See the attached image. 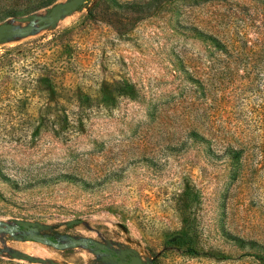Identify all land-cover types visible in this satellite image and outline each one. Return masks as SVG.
Here are the masks:
<instances>
[{"label": "rangeland", "instance_id": "374dc122", "mask_svg": "<svg viewBox=\"0 0 264 264\" xmlns=\"http://www.w3.org/2000/svg\"><path fill=\"white\" fill-rule=\"evenodd\" d=\"M64 1L0 0V23L19 30ZM25 43L32 57L19 67L44 65L54 90L37 86L24 110L55 124L67 115V132L51 124L32 137L0 117L1 260L117 264L107 256L133 250L155 264H262L264 0H86L8 34L0 54ZM200 126H226L241 160L208 152ZM185 182L200 195L196 255L163 243L182 226ZM17 219L46 240H25Z\"/></svg>", "mask_w": 264, "mask_h": 264}, {"label": "trees", "instance_id": "16d2710c", "mask_svg": "<svg viewBox=\"0 0 264 264\" xmlns=\"http://www.w3.org/2000/svg\"><path fill=\"white\" fill-rule=\"evenodd\" d=\"M32 45L19 44L14 47L6 48L0 54V117L4 119L6 117L13 118L17 120L16 124H20L21 127L18 131H30V136H36L43 127H49L51 124L54 125V121L48 119L49 113L39 112L35 114L34 112H27L24 109L30 107L34 104L33 97L40 98L37 95L36 88L39 85L49 84L48 93L54 90L52 80L44 73L46 67L44 65H37L35 60H33L32 65H27V67H19L18 61L19 56H29L32 57ZM121 91H133V84L129 81H121L120 83ZM42 92V91H41ZM45 92V91H44ZM46 94V92H45ZM45 99L51 100L49 95H45ZM91 97L88 95L82 98H77L79 103L90 102ZM104 98H101L103 101ZM59 115V114H58ZM62 116L55 120L57 124L53 130L67 132V119L68 116L61 114ZM218 116V114L213 115ZM78 120V117H75ZM73 120V123L74 121ZM217 118L212 123H216ZM64 124L62 126L60 124ZM59 124V125H58ZM57 129H56V128ZM208 127V128H206ZM15 130V128H13ZM23 133V132H22ZM228 130L226 126L222 128H209V126H202L196 128L193 131V135L197 137L198 143L200 145L207 144L208 152L220 153L222 156H226L229 160L236 162L241 160L245 149L240 144H234L230 138L227 137ZM205 147V145L203 146ZM179 203L178 209L184 212L182 218V226L178 230L166 234L164 238V246L169 248H174L181 250L188 254L196 255L200 251L199 237L200 229L196 222V216L193 211V207L198 204L200 200L199 191L196 186L190 182H185L181 194L178 196ZM262 264H264V255L260 256ZM1 264H19L12 260L3 261L0 259Z\"/></svg>", "mask_w": 264, "mask_h": 264}, {"label": "water", "instance_id": "95a60500", "mask_svg": "<svg viewBox=\"0 0 264 264\" xmlns=\"http://www.w3.org/2000/svg\"><path fill=\"white\" fill-rule=\"evenodd\" d=\"M86 0H67L64 2H58L51 6L46 15H39L36 17V21H33L19 30H14L13 25L10 22L0 23V41H2L8 34L18 33V34H29L34 29V24L38 23L40 27H45L51 23L56 22L61 18V16L69 14L77 9H79ZM20 21H28L29 17L24 16L18 18ZM80 221V219H71L67 221V225H73ZM17 226L21 227L23 230L28 231L24 236L25 240H34L44 242L46 240L45 236L39 233L40 225H37L35 221L26 219L15 220ZM81 243L80 241H75L74 244ZM99 249H103V246L99 245ZM24 259H29L28 256L23 257ZM108 260L117 262V264H155L152 261H145L143 258L134 252L133 250H124L120 253H113L107 256ZM48 264H68L59 261H50Z\"/></svg>", "mask_w": 264, "mask_h": 264}]
</instances>
